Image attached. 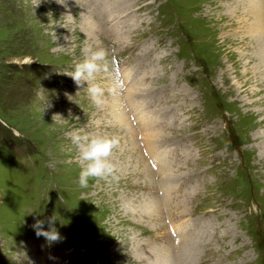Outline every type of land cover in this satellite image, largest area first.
Masks as SVG:
<instances>
[{"label": "rangeland", "instance_id": "rangeland-1", "mask_svg": "<svg viewBox=\"0 0 264 264\" xmlns=\"http://www.w3.org/2000/svg\"><path fill=\"white\" fill-rule=\"evenodd\" d=\"M251 4L0 0V264H264ZM87 47L99 106L69 76ZM77 129L118 138L117 179L79 185Z\"/></svg>", "mask_w": 264, "mask_h": 264}, {"label": "clouds", "instance_id": "clouds-1", "mask_svg": "<svg viewBox=\"0 0 264 264\" xmlns=\"http://www.w3.org/2000/svg\"><path fill=\"white\" fill-rule=\"evenodd\" d=\"M58 2L63 4L64 0H58ZM84 53L85 58L74 64V70L69 76L72 77L77 86H83L87 82L90 99L93 104L99 106L103 103V90L99 85L89 84V81L100 70L101 62L105 61L107 52L103 48L93 50L91 47H87L84 49ZM82 133L83 129H77L70 134L71 141L77 148L78 160L81 164L78 178L79 185L87 187L90 179H117L115 175L116 166L110 157L119 144L118 138L115 136L90 137ZM57 222V215L54 211L50 217L36 219L32 228L38 238L44 237L47 244L51 246L63 239L56 226ZM45 225H47V228H45Z\"/></svg>", "mask_w": 264, "mask_h": 264}, {"label": "bare ground", "instance_id": "bare-ground-1", "mask_svg": "<svg viewBox=\"0 0 264 264\" xmlns=\"http://www.w3.org/2000/svg\"><path fill=\"white\" fill-rule=\"evenodd\" d=\"M249 1L252 2V4H251V8L249 10H246V14L251 17V21L249 22V27H248L247 33L249 34V37L253 41L252 44H253V48L255 50L254 52H258V53L253 52L254 56L257 59L258 58L261 59V58H264V10H263V7L261 6L262 4H260L261 3L260 0H248V2ZM245 35H247V34H245ZM262 65H264V61H263ZM260 79H261V77H260ZM262 79H264V77H262ZM262 81H263V85H264V80H262ZM259 101H260V103H264V95L260 97Z\"/></svg>", "mask_w": 264, "mask_h": 264}]
</instances>
